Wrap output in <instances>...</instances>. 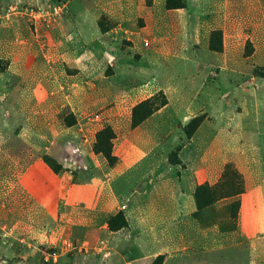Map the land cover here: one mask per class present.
I'll use <instances>...</instances> for the list:
<instances>
[{
	"label": "rangeland",
	"instance_id": "374dc122",
	"mask_svg": "<svg viewBox=\"0 0 264 264\" xmlns=\"http://www.w3.org/2000/svg\"><path fill=\"white\" fill-rule=\"evenodd\" d=\"M154 1L0 0V264H126L134 261L133 253L142 255L134 242L114 239L129 229L126 197L149 181L128 189L119 179L113 181L123 136L136 129L159 132L145 162L167 155L183 191L185 148L191 145L198 154L209 149L204 165L216 182L196 189L218 190L204 213L207 219L202 215L199 221L227 234L239 224L246 187L238 161L255 183L264 179V91L257 93L256 106L253 98L242 105L239 93L234 100L241 76L220 75L217 69L225 44L213 32H223L211 29L199 42L189 41L174 12L184 9L187 0H159L156 9ZM214 4L216 0H188L185 18L204 16ZM108 5L131 6L127 19H112ZM235 45L237 69L249 75L252 70L251 76L264 83V58H253L250 39L242 37ZM108 56L114 63L126 61L129 71L116 76ZM220 84L227 89L221 98ZM141 85L161 89L135 101L123 92ZM194 121L201 122L197 129L190 126ZM105 132L109 134L100 139ZM103 148L111 150V163L100 153ZM87 152L99 161L91 163ZM38 164L69 178L60 191L55 185L44 203L27 189L33 180L28 170ZM227 166L236 178L224 176ZM51 212L57 214L55 220ZM121 214L128 226L114 231L110 221ZM239 240L241 248L224 253L233 264H250L249 240L244 235ZM181 243L183 249L186 243ZM166 256L133 264H154L159 257L164 264ZM262 259L258 264H264Z\"/></svg>",
	"mask_w": 264,
	"mask_h": 264
},
{
	"label": "crops",
	"instance_id": "0c3cea01",
	"mask_svg": "<svg viewBox=\"0 0 264 264\" xmlns=\"http://www.w3.org/2000/svg\"><path fill=\"white\" fill-rule=\"evenodd\" d=\"M157 2L162 4L159 0H155L154 9L160 7V5L157 6ZM126 8L130 10L131 6L110 5L108 7L110 17L112 19L121 17L126 20ZM136 8L139 12V6ZM187 9L188 0L184 9L174 11L179 19V26L186 29L185 37L190 39L189 41L199 42L204 36L209 35L211 29L221 30L225 48L224 52L218 55L217 69L220 75L229 72L241 76L240 83H235L236 92L233 93V99L237 100L236 93H239L242 105H245L249 100L252 101L253 98V103L256 106L257 93L264 91V83L257 82V79L261 78L251 76L252 70L250 75L248 70H238L234 61L235 57L232 54L237 47L235 44L240 42V38L245 37L250 39L255 47L253 58H264V4L261 0H216V4L209 13L204 16L191 17L190 20L185 18ZM114 10L121 12L115 14ZM191 22L194 23L193 28H189ZM243 27L245 31H243ZM101 51L102 49H100ZM15 55L11 57L14 58ZM75 59L77 60V57ZM76 60L73 65L79 68ZM107 60L113 65L116 76H123L121 73L129 71L126 61H115L114 63L113 56H108ZM209 65L214 67L213 63ZM139 70L142 73L147 71L150 75L144 68H139ZM245 76H249V78L245 79ZM237 84L240 86L239 89ZM160 87L161 85L153 88L141 85L123 92L135 101L144 95H153L154 92L161 89ZM217 90L220 93V98L223 92H227V89L221 84ZM217 90L213 87L210 91L216 92ZM123 138L121 148L116 153L120 161L119 166L112 172L115 173L113 181L119 179L120 186L128 189L141 180H149L145 181L142 191H131L126 197L123 210L129 220V229L114 234L115 240L122 238L121 241L125 239L128 243L134 242L140 250L142 248V255L133 253L131 257L134 258V261L126 262V264L141 263L143 259L161 254L166 255V253L164 264H233L234 259L229 260L231 257L226 256L224 252L241 248L242 243L239 239L243 235L249 240L248 250L252 252L249 263L258 264V257L264 260L262 257L264 254L263 178L255 183L253 174L247 166H243L240 161L235 162L238 170L245 177L246 189L245 193L241 195L240 222L233 232L227 234L220 227L203 226L196 215L197 206L193 197L196 187L203 182L210 184L216 182V180H212V175L204 165L205 154L209 152V149L198 154L191 145L185 148L183 157L187 169L185 170L186 190L183 191L179 180L173 175L176 167L169 163L167 155H165V159L160 158L151 163L145 162L146 156L153 148L152 145L161 138L159 132L150 134L136 129L128 131ZM145 142L147 145H144ZM87 156L91 163L94 160L99 161V157L92 152H87ZM28 172L31 173L33 180L31 184L27 185V189L33 198L41 203L46 201V195L50 191H54L55 185H59L60 191L66 180L69 179L67 176L60 177L48 172L42 164H38L36 170L29 169ZM150 175L152 179H150ZM54 177L56 178L55 184L54 180H52L53 183H48V178ZM92 189L93 187L89 188L88 193L92 194L94 191ZM50 215L54 220L57 218V214L54 212H51ZM202 215L207 219V214ZM184 241L186 245L182 249L180 245Z\"/></svg>",
	"mask_w": 264,
	"mask_h": 264
},
{
	"label": "trees",
	"instance_id": "16d2710c",
	"mask_svg": "<svg viewBox=\"0 0 264 264\" xmlns=\"http://www.w3.org/2000/svg\"><path fill=\"white\" fill-rule=\"evenodd\" d=\"M183 8H185V7H183ZM213 35L219 36V38H223L222 33L220 31L213 32ZM262 78H264V74L262 75ZM200 124H201V122L194 121L193 123H191L190 126L193 129H197ZM106 134L108 135L109 133L108 132L102 133L100 135V139L102 138V136H104ZM100 153H102L105 156V158L107 159L108 162H110V163L112 162L113 156H112L110 149L103 148L102 150H100ZM55 171H56V169H55ZM224 176L226 178H229L230 180L234 177L235 178L237 177L235 171H233L230 166L226 167ZM217 190H218V187L211 188L208 186H200L196 189V192L194 194L196 206H197L196 215L198 218H201V220L203 218L202 214L206 213V209H208V207L213 205ZM241 193L242 192H240V193L238 192L235 195H239ZM118 223H119V225H118ZM110 225L112 226V229L114 231H119V230L126 228L128 226V223H127L126 218L121 214L120 216H116L112 221H110ZM162 261H163V259L159 257L154 262V264H162Z\"/></svg>",
	"mask_w": 264,
	"mask_h": 264
}]
</instances>
